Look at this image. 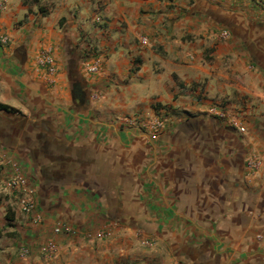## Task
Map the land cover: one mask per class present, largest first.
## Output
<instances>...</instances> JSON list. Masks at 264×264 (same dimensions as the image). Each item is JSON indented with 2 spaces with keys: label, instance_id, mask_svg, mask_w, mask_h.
I'll return each mask as SVG.
<instances>
[{
  "label": "crops",
  "instance_id": "0c3cea01",
  "mask_svg": "<svg viewBox=\"0 0 264 264\" xmlns=\"http://www.w3.org/2000/svg\"><path fill=\"white\" fill-rule=\"evenodd\" d=\"M4 35L0 178L41 222L0 202V264H264V0H6Z\"/></svg>",
  "mask_w": 264,
  "mask_h": 264
},
{
  "label": "built area",
  "instance_id": "2783aa9c",
  "mask_svg": "<svg viewBox=\"0 0 264 264\" xmlns=\"http://www.w3.org/2000/svg\"><path fill=\"white\" fill-rule=\"evenodd\" d=\"M6 3V0H1L0 7H3ZM223 35H227L226 31L222 32ZM143 41H145V38H143ZM1 43L7 42V37L1 36L0 37ZM37 61L39 65L44 69V71L48 74V76L53 75L55 67L53 64V59L49 54V51L46 49H41L38 52L37 55ZM88 70L93 71L95 70V66H91ZM49 81L51 82V78H49ZM120 122L124 123L127 120L124 117L119 118ZM150 124V123H149ZM234 126L237 128L239 133H242L244 131V127L240 125L239 123H234ZM151 127L153 129V132H150V136L157 137L160 129L163 127V122L161 119L154 120L150 125V131ZM247 163L251 166L256 168L258 166V161L255 158H250L247 160ZM0 186L2 189L6 190V192L13 194L16 203L19 207V210L27 215L32 224L37 225L41 222V215L38 211L36 200H35V188L32 186V184L28 181L26 177H24L22 174H20L17 171V168L14 167L13 172L5 175L4 177L0 178ZM74 228L66 223H60L53 227V233H69L73 231ZM108 229H101L98 231H95L93 233H90L89 231L84 232V237L88 240H94L95 238H102L107 235ZM21 254H26V249H21Z\"/></svg>",
  "mask_w": 264,
  "mask_h": 264
},
{
  "label": "rangeland",
  "instance_id": "374dc122",
  "mask_svg": "<svg viewBox=\"0 0 264 264\" xmlns=\"http://www.w3.org/2000/svg\"><path fill=\"white\" fill-rule=\"evenodd\" d=\"M0 202H1V206L3 208V213H5L4 216L5 215H11L13 217L16 213V200H15L13 194L10 195V194H8V192H6V190L0 188ZM4 216L2 215L3 218H4ZM1 240L6 241V243H7V241L10 240V238L9 237H3Z\"/></svg>",
  "mask_w": 264,
  "mask_h": 264
},
{
  "label": "trees",
  "instance_id": "16d2710c",
  "mask_svg": "<svg viewBox=\"0 0 264 264\" xmlns=\"http://www.w3.org/2000/svg\"><path fill=\"white\" fill-rule=\"evenodd\" d=\"M8 109H9L8 105L0 103V110H8ZM7 217H9V215ZM1 231L2 229H0V235H1Z\"/></svg>",
  "mask_w": 264,
  "mask_h": 264
}]
</instances>
